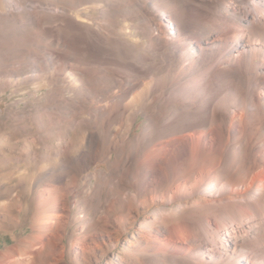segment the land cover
Instances as JSON below:
<instances>
[{
    "label": "bare ground",
    "instance_id": "6f19581e",
    "mask_svg": "<svg viewBox=\"0 0 264 264\" xmlns=\"http://www.w3.org/2000/svg\"><path fill=\"white\" fill-rule=\"evenodd\" d=\"M148 2L157 19L146 28L154 35L149 48H166L159 63L164 71L117 78L122 90L104 105V117L93 106L89 129H83L81 118L75 121L86 149L80 169L98 160L107 165L93 175L94 185L91 179L77 189L36 186L26 203L17 200L25 193L18 195L14 186L0 192L11 197L0 202L2 209H15L18 216L32 202L39 214L30 224L29 238L17 239L15 246L0 252V264H37L41 256L40 264H63L64 251L84 264H96L95 253L105 258L117 249L138 219L143 221L135 231L140 252L131 264H264V134L255 136L264 123V105L259 109L255 103L264 97V0H209L206 8L182 0L177 13L172 12V0ZM201 8L214 18L201 13L207 19H200ZM221 23L241 33L230 48L241 51L243 64L241 59L240 72L223 67L212 75L211 54L221 47L213 37ZM129 25L110 31L112 37L137 35L140 41L144 30ZM256 57L262 58V65L256 63L259 71L252 69ZM233 58L228 53L220 61L230 65ZM74 64L79 63L66 59L62 67L69 69L65 78L77 85L78 95L87 84L90 94L97 93L93 86L102 78L86 73L85 82L79 78L84 74L70 66ZM108 77L106 82H112L114 77ZM141 115L144 121L136 125ZM65 179L75 186L74 174ZM70 196L79 199L71 203ZM69 226L73 229L64 246Z\"/></svg>",
    "mask_w": 264,
    "mask_h": 264
},
{
    "label": "rangeland",
    "instance_id": "374dc122",
    "mask_svg": "<svg viewBox=\"0 0 264 264\" xmlns=\"http://www.w3.org/2000/svg\"><path fill=\"white\" fill-rule=\"evenodd\" d=\"M172 1L175 4L171 6L172 12L177 13L182 0ZM184 1L191 2V5L200 4L199 6L205 8L206 3L209 4V0H183V3ZM188 8L189 5H187ZM195 8L197 9L196 5ZM199 12L197 13L199 16L204 13L207 17L209 16L208 19L214 18L202 8ZM77 14L80 19L77 18ZM206 16H201L200 19H207ZM200 19L196 21L199 22ZM156 21L148 0H100V2L99 0H0V192L14 186L13 191L18 195L25 193L17 200L26 203V198L32 197L31 191L36 186L43 188L70 186L77 189L80 185L87 183L89 185L91 179L94 185L93 175L106 169L107 165L98 160L96 164L92 163L89 167L80 169L82 164L80 155L85 153L86 149L83 150L85 141L80 140L82 130L79 123L75 121L81 118L84 123L83 129L87 127L89 129L94 118L93 106L99 107V113L104 117V105L113 102V92L118 94L119 89L122 90L123 85H119L117 78L130 79L131 75L147 76L150 72L159 74L158 72L164 71L159 63L164 57L162 53H165L166 48L158 45L152 49L149 48L148 43L154 39V35L151 38L152 34L147 29L150 25L152 26V22ZM135 24L137 28L144 30L138 35V39L141 37L140 41L137 40V35L134 38L124 37L125 39L112 37L113 30ZM215 28L218 32L213 38L219 40L221 47L211 54L213 60L210 65H213V70L211 69L210 74L216 75L223 67H227L228 71L235 69L240 72L241 51H233V47L230 48V46L241 33H238L235 27L226 26L224 23L216 25ZM115 39L118 43L122 40L120 54L117 52L120 45L117 47L116 42L113 43ZM124 42L133 46L130 49L126 48ZM191 43H194V40H191ZM75 48L85 50L88 55L78 54ZM228 53L233 54V62L224 66L220 60ZM256 58H253L252 69H258L259 65H262L259 61L262 58ZM66 59L72 63H79L70 66L77 67L76 71L84 74L79 77L81 80L85 81V74L91 72L96 73L95 79H103L99 81V84L97 83L98 85L93 86L97 87V93L90 94L87 84L81 90L82 96L78 95L75 91L77 85L71 84L65 78V72L69 69L65 71L62 66ZM257 62L259 65H256ZM101 63L111 66L105 69L106 65ZM259 70L261 69L256 71ZM107 75L110 78L114 77L112 82L109 77L110 81L106 82ZM130 82L134 81L130 80ZM138 82L136 84H141L140 81ZM255 103L259 109H262L264 97ZM143 121L144 117L141 115L135 124H142ZM96 130L97 128L94 129ZM138 132L133 130V133ZM255 132H257L256 138L262 136L264 123ZM77 138L78 142L75 143ZM79 151L82 152L78 154ZM70 172L76 177L75 186L73 182L65 179V175ZM76 172L80 174L76 175ZM10 198L0 196V202L9 201ZM78 199V196H70L69 202H77ZM29 205L27 213L24 212L18 216L15 209L0 207V252L15 246L17 239L30 237L32 232L30 224L38 220L39 214L32 202H29ZM142 227L143 221L138 219L135 230H130L129 234L122 237L118 248L110 250L105 258H101L100 253L96 252V264L134 263L136 254L140 252L135 242V231ZM72 229L71 226L65 228L64 246L70 240ZM113 242H116L115 239ZM78 251L77 246L73 253ZM205 260L207 259H203ZM40 262H43L42 256L38 258L37 264ZM47 262L49 261L45 264ZM63 264L84 263L78 257L70 256L64 251Z\"/></svg>",
    "mask_w": 264,
    "mask_h": 264
}]
</instances>
